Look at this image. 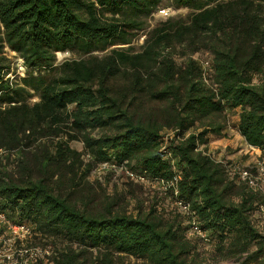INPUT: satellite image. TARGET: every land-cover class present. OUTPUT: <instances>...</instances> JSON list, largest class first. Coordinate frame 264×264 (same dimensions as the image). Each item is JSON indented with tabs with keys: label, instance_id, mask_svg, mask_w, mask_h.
Segmentation results:
<instances>
[{
	"label": "trees",
	"instance_id": "obj_1",
	"mask_svg": "<svg viewBox=\"0 0 264 264\" xmlns=\"http://www.w3.org/2000/svg\"><path fill=\"white\" fill-rule=\"evenodd\" d=\"M162 2L0 0L1 206L67 241L53 264H203L199 245L215 261L264 264V196L197 149L235 108L241 136L264 146V0H174L191 12L159 17L135 49ZM5 45L23 60L21 83L5 77ZM202 50L208 65L193 56ZM65 51L79 57L57 62ZM170 128L191 130L167 144L173 162L159 151ZM107 160L165 182L175 167L209 240L158 189L144 196L127 174L111 192L90 180Z\"/></svg>",
	"mask_w": 264,
	"mask_h": 264
},
{
	"label": "built area",
	"instance_id": "obj_2",
	"mask_svg": "<svg viewBox=\"0 0 264 264\" xmlns=\"http://www.w3.org/2000/svg\"><path fill=\"white\" fill-rule=\"evenodd\" d=\"M174 10L169 6H162L157 10V16L166 18L172 15ZM63 53V54H62ZM68 51L57 52V56H65ZM19 64L18 71L23 73L26 71L25 66ZM208 65V61L204 60ZM191 130L181 132L177 128L165 129L159 137V151L163 157L174 161L167 144L171 140H180L188 135ZM209 142L198 144L197 149L209 156L215 162L222 165L226 176L230 179L243 181L253 190L264 196V146H256L248 143L244 138L242 143L235 146L231 152L229 147H223L222 151L211 148ZM6 150L0 148V158ZM124 171L136 181L153 184H158L165 192L167 188H171L169 193L168 204L171 208L185 214L188 218V232L209 240L207 230L199 226V220L196 217L195 211L191 208L190 203L178 196L176 186L177 180L180 178V173L174 167L175 175L167 182L164 180L150 178L141 170L133 171L125 165H119L114 160H107L99 163L95 171L99 174L110 169ZM133 171V172H132ZM257 210L264 219V201L257 205ZM48 235L38 231L35 226L25 220H13L2 209L0 199V264H53L54 258L57 257L58 251L50 243H33V240L46 241Z\"/></svg>",
	"mask_w": 264,
	"mask_h": 264
},
{
	"label": "rangeland",
	"instance_id": "obj_3",
	"mask_svg": "<svg viewBox=\"0 0 264 264\" xmlns=\"http://www.w3.org/2000/svg\"><path fill=\"white\" fill-rule=\"evenodd\" d=\"M162 6L171 7L174 10V12L172 14L173 16L186 17V15L189 12H191V9H189L186 6H177L174 3V0H163ZM105 14L110 15L109 12H106ZM158 18L159 17L157 16V11L153 12L151 15H149L147 17L146 27L142 30V34L139 36H135L133 39V42L131 43L135 49H139V46L141 45V43L143 42V40L146 36V32L156 24V20ZM122 45L127 46V44H122ZM180 50H181L180 48H177L176 52L174 53L175 60L178 63H180L182 61V59L184 58V56L181 55ZM105 51L106 50L101 51V52H99V54H102ZM2 54L5 56V61H4L5 64L9 65V69H8V72H7L5 77H8L13 82L21 83V77L26 75V71H24V73L21 70L18 71L19 64H21V60H20L21 58L19 57V55L15 51L10 50L6 45L3 47ZM193 56L196 58L203 59V60H207L206 58L208 57L207 53L203 50L199 51L197 53H194ZM69 57H79V55L77 53H72V52H69L65 56H57V54H56L57 62H60L62 59L69 58ZM37 99H38V96L36 94H33L31 97L28 98L29 102H31V103L36 101ZM4 104H6V103H4ZM238 113H239V108H235V109L230 110L226 113L225 119H226L227 123H226L225 127H227V128H223V130L220 132V134H215V133L207 134L208 142H209L208 145L210 147L213 144H217L218 142H216V143H214V142L223 136H225L229 140H231V139H235V141L237 140L236 144L232 147L229 145H226V147H229L231 152L234 150L235 146L242 143L243 137L241 136V134L238 131V120H239L238 119L239 118ZM70 144L79 151L83 150V143L80 140H74ZM215 148L213 147V149H215ZM133 171L135 172V170H133ZM125 174H127V173L124 171H120L119 169L114 170L111 168L110 170L109 169L105 170V171L101 172L100 174L97 171L93 170L88 178L90 180L95 179L96 177L100 178L103 185L106 187V190L108 192H111L115 189V187H117L118 189L123 187V182L126 180L125 179L126 177H124ZM127 175H129V174H127ZM129 178L132 179L134 182H137L139 184V182L136 181L134 178H132L130 175H129ZM140 185L143 186L144 190L142 189V191H143L142 194L144 196L150 197L154 193V190L158 189L161 193H163V195H165L166 202L169 201V196H170L169 193H166L158 184H156V183L148 184V183L140 182ZM131 204H133V201ZM29 243L30 244H33V243H35V244L36 243H38V244L39 243L40 244L50 243L51 246H54L55 250L58 251V250L63 248V246L67 243V241L65 239H63L61 236L48 235L46 237L45 242H43L42 240H38V241L33 240ZM198 249L207 258L204 260L203 264H240V261H236L234 259L221 260V261L220 260H218V261L213 260L211 258V253H212V246L211 245H209V246L199 245ZM133 259L134 258L129 259V262H131L130 264H133V261H134ZM124 264H129V263H126L124 261Z\"/></svg>",
	"mask_w": 264,
	"mask_h": 264
},
{
	"label": "crops",
	"instance_id": "obj_4",
	"mask_svg": "<svg viewBox=\"0 0 264 264\" xmlns=\"http://www.w3.org/2000/svg\"><path fill=\"white\" fill-rule=\"evenodd\" d=\"M239 119V118H238ZM227 128V127H225ZM220 136V135H219ZM218 142L217 144H213L211 145V148H215L216 150H219V151H222L223 150V147H225L226 145H229V146H234L237 142V140L235 141V139H231L229 140L228 138H226L225 136L219 138L218 140H216L214 143Z\"/></svg>",
	"mask_w": 264,
	"mask_h": 264
}]
</instances>
